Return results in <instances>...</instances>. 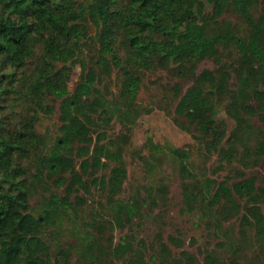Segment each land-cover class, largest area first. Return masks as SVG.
<instances>
[{
	"label": "trees",
	"instance_id": "16d2710c",
	"mask_svg": "<svg viewBox=\"0 0 264 264\" xmlns=\"http://www.w3.org/2000/svg\"><path fill=\"white\" fill-rule=\"evenodd\" d=\"M206 60L212 67L199 69ZM155 68L171 78L174 121L206 156L243 168L259 162L264 0H0V264H71L72 252L76 264H147L142 240L127 233L114 244L113 231L131 228L167 197L162 180L125 188L124 155L146 112L138 92L144 71ZM114 71L117 87L101 92L98 78ZM53 116L54 130H40ZM114 123L120 131L111 135ZM145 146L146 154H134L149 176L169 160L191 179L186 211L216 231L237 219V237L218 235L202 262L186 251L175 257L170 245L181 242L173 235L158 234L151 256L168 264H264V183L256 175L238 169L214 186L192 175L189 148L151 137ZM93 190L109 217L83 221L85 238L54 250L45 232L68 211H85Z\"/></svg>",
	"mask_w": 264,
	"mask_h": 264
},
{
	"label": "rangeland",
	"instance_id": "374dc122",
	"mask_svg": "<svg viewBox=\"0 0 264 264\" xmlns=\"http://www.w3.org/2000/svg\"><path fill=\"white\" fill-rule=\"evenodd\" d=\"M212 63L209 60L203 61L199 69L210 68ZM79 69H76L70 85L73 86L79 77ZM171 78L160 69H151L144 71L140 89L138 92V103L146 112H144L132 127L131 141L126 149L124 158L127 165V179L125 188L129 193L136 190L139 186L149 183L150 179L162 180L167 186V197L165 201L158 202L154 206V211L148 213L143 220H137L131 227H125L123 230L115 229L113 231V243H117L124 234L131 233L135 242L142 240L145 247L142 248L145 253L144 259L147 264H168L162 262L159 258L153 257V245L151 244L155 237L160 234L164 239L168 235H173L179 239L181 245L176 247L170 245L175 257L178 258L180 251H186L191 254L198 262L203 261V256L209 248L220 238L229 236L237 237V219L233 217L229 222H225L219 230H212L209 224L199 220L196 213L186 211L183 187L186 181H191L189 177H183L182 173L176 168L175 164L165 160L161 166L154 170L149 176L146 172L143 161L135 154V151L141 150L143 154L147 153L145 141L148 137L159 144H167L175 147H186L191 150L188 168L193 176L204 179L209 178L214 181V186L222 180L228 173L234 175L238 169H244L258 177L259 183H264V156L253 167L243 168L241 164L226 163L222 164L216 154L206 156L200 143L195 139L191 132L182 129L174 121V101L169 91ZM118 81L116 80V71L112 75L104 78H98L96 86L101 92L115 90ZM226 118V116L224 117ZM228 126L231 128L233 122L227 119ZM252 124L260 126L259 121L253 117ZM56 126V116L42 119L40 130L53 131ZM111 135L120 131V125L114 123L107 130ZM219 165H222L219 167ZM232 179L229 183H232ZM88 204L84 210L76 216L72 211L63 215L61 224L56 230L46 231L45 238L50 242L53 249L66 247L85 238L84 226L92 219L103 220L109 217V213L102 208L104 197L96 191L85 195ZM40 198L33 197L31 204L36 207ZM83 221L85 224H83ZM152 257V259H150ZM76 256L72 252L71 264H76ZM112 264H124L122 259H115Z\"/></svg>",
	"mask_w": 264,
	"mask_h": 264
}]
</instances>
